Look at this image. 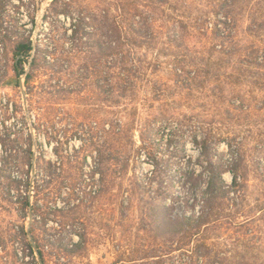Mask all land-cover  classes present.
Returning a JSON list of instances; mask_svg holds the SVG:
<instances>
[{"label": "rangeland", "instance_id": "obj_1", "mask_svg": "<svg viewBox=\"0 0 264 264\" xmlns=\"http://www.w3.org/2000/svg\"><path fill=\"white\" fill-rule=\"evenodd\" d=\"M51 1L0 0V32L22 21L35 45L46 42ZM170 1L154 14L153 48L144 44L138 51L150 70L138 81L132 100H108L104 61L86 67L85 54L65 55L56 66L59 73L36 69L27 84L32 58L25 64L27 74L19 76L11 54L0 51V130L5 115H12L8 123L16 126L21 145L15 173L27 179L28 150L38 155L35 176L30 185L23 184L35 208L32 216L0 194V264L39 263L28 246L29 227L46 264H264V67L238 64L251 46L264 47V29L259 30L264 0H237L236 25L226 27L227 35L235 36L226 42L229 55L216 52L221 41L216 24L226 0ZM78 4L87 11H116L113 0ZM179 17L189 28L181 27ZM200 20L207 21V36L193 28ZM164 21L169 28L163 30ZM72 25L70 17L58 23L62 51L71 46ZM159 48L167 53L160 58ZM177 55L192 76L201 70L196 83L186 72L179 81ZM206 133H212L217 160L230 159L228 144L243 155L247 179L233 187L225 219L190 242L186 232L163 225L156 208L168 206L161 209L170 217L166 220L193 211L192 197L205 186L186 183L180 173L195 167L197 179L203 166L195 139ZM225 178L232 186V174L226 172ZM8 185L7 180L0 191ZM247 219L244 227L237 226Z\"/></svg>", "mask_w": 264, "mask_h": 264}, {"label": "trees", "instance_id": "obj_2", "mask_svg": "<svg viewBox=\"0 0 264 264\" xmlns=\"http://www.w3.org/2000/svg\"><path fill=\"white\" fill-rule=\"evenodd\" d=\"M21 2L25 4V0H21ZM113 2L116 4L115 12H111L109 8L103 9L101 12H95L87 11L84 7H80L78 0H52L45 15V19L51 25L45 32L48 36L46 42H38L35 45L31 33L27 34L25 29H23L25 23L14 21L5 31H2L3 33L0 32V51H4L6 56L7 54H11L13 67L19 76L26 73L25 64L32 58V71L27 74V84L33 78V73L36 69L45 67L51 70L53 74L59 73V69L56 66L61 63L65 55L66 57L70 55L77 57L85 54L88 60L86 67H89L91 62L94 65H99L104 61L106 82L109 87L108 100L111 102L117 98L120 101L123 99L132 100L136 95L138 81L148 74V70H150L149 65H145L148 63L138 54V51L143 48L144 44L153 48L151 42L155 38V26L158 21L154 14L165 5L170 4L171 1L113 0ZM140 2H142V7L137 5ZM236 3L237 0H226L220 4V10H223L224 15L218 19V23L216 24V37L221 40L220 44L216 46L219 48L216 52L225 53V55L231 53L226 48L228 36L235 38L233 33L232 35H227L226 27H229L231 24L236 25V21H233ZM3 7L6 8L5 5L1 8ZM29 7L30 3H28ZM186 8L189 11L187 13L189 17L188 21H190L192 13L189 6H186ZM62 16L64 18L70 17L73 20V33L70 36L68 35L72 39V43L69 47L63 46V51L60 50V45H58L60 37L57 35L59 29L58 23L62 21ZM32 20H35V17H32ZM188 21H185L182 17L178 18V22L181 23V27L184 30L189 28L190 24ZM206 24L207 21L205 23L203 20H200L199 27L193 26V28L198 29L196 32L207 36L209 28ZM220 24H223V26H220ZM161 28L164 30L165 28H169V26L164 21ZM249 29L251 32L258 31V29L255 30L254 28ZM262 29H264V22L259 24V30ZM191 34L196 33L191 32ZM166 37L171 39V35H167ZM177 39L179 40L178 37ZM182 45L180 43L177 47H181ZM248 50H250L249 53H246L238 61V64L240 66L256 65L264 67V47L253 45ZM239 51H242V48H239ZM165 54L167 53H164L162 49H158L157 57L160 58V56H165ZM185 63L184 58L177 55L176 65L178 70L176 71V76L179 77L180 82H183L184 79L181 77L186 72L187 79L196 83L201 78V70L196 71L195 75L193 74L192 76L193 71H186L187 65ZM196 64L195 61L191 63V65ZM227 64L231 63L227 62ZM145 67L147 68L145 69ZM11 119L12 115H5L2 122L4 131L0 130V186L7 180L9 181V185L3 187L0 194L3 198L12 199L13 203L20 204V208L27 214V210L28 212H30L31 208L33 211L35 210L34 206L32 207L29 196L25 195L23 191V184L25 182L30 185L34 151L31 148L28 150L27 172L29 176L26 179L23 174L15 173L18 164L14 160L18 157L21 145L19 137H17L16 126L8 123ZM211 134H204L201 140L197 137L195 139L201 146L200 157L202 160L200 162L203 166L198 174V180L195 179L197 173L195 167L189 166L180 173L181 177L185 178L186 183L199 189L201 188V183L205 186L199 190L197 195L192 197L196 203L192 206L193 211L190 214L184 212L178 217L172 216L170 220H166V218L170 217H167V212L164 213L161 209L166 210L168 206L163 205L156 208L157 215L161 216L163 225L171 226V230L176 233L179 231L186 232L190 242L201 240L211 226H218L225 219L226 210L229 206H232L228 202L235 190L233 187H238L242 179H247V172L243 171V169L245 170L244 164L246 162L243 155L237 153L232 145L228 144L231 148L229 152L230 159L221 160L222 162L217 160L214 153L217 151V147H214V139ZM13 135L16 137H13ZM33 144V136L30 134V146L33 147ZM226 172H230L233 176L232 186L227 183L225 178ZM205 177L206 179H204ZM193 180H195L194 183L192 182ZM13 191H15V194H13ZM15 197L16 200L13 201ZM249 221L247 219L246 222L243 221L236 224L239 227H244ZM31 231L34 232L33 227ZM25 233L27 234L26 231ZM37 244L46 263L45 254L40 248L38 241ZM28 246L36 259V251L32 243L28 242Z\"/></svg>", "mask_w": 264, "mask_h": 264}, {"label": "water", "instance_id": "obj_3", "mask_svg": "<svg viewBox=\"0 0 264 264\" xmlns=\"http://www.w3.org/2000/svg\"><path fill=\"white\" fill-rule=\"evenodd\" d=\"M27 74V72H26ZM20 87L22 89V93H23V98H24V104H25V110H26V113H27V116H28V119H30V110H29V104H28V92L25 88V81H24V77H20ZM35 145H37V140H35ZM37 159H38V155H37V151H34V154H33V171H32V174L33 176H35L36 172H37ZM31 216L33 214L32 212V208H31ZM28 235L30 237V241L33 245V248L34 250L36 251V254H37V257H38V261H39V264H46L41 253H40V249H39V246L31 232V228L29 227L28 228Z\"/></svg>", "mask_w": 264, "mask_h": 264}]
</instances>
